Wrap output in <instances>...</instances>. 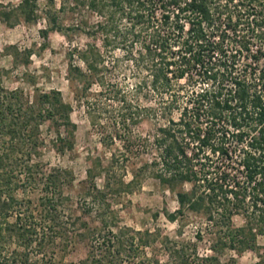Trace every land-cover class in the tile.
<instances>
[{"label": "trees", "instance_id": "16d2710c", "mask_svg": "<svg viewBox=\"0 0 264 264\" xmlns=\"http://www.w3.org/2000/svg\"><path fill=\"white\" fill-rule=\"evenodd\" d=\"M38 1L15 10L30 22ZM47 2L43 38L94 39L70 49L67 73L81 82L76 96L101 143L119 148L107 165L91 162L72 196L73 173L44 160L47 149H73L70 104L55 89L0 86V264H56L48 252L77 244L87 249L79 264H159L145 252L154 235L120 226L113 208L146 177L175 193L169 222L187 213L205 221L196 241L163 237L165 264H226V252L264 264V0ZM82 11L97 18L93 26L60 24V14ZM126 67L130 85L119 80ZM145 121L151 131L136 134ZM204 237L209 254L197 249Z\"/></svg>", "mask_w": 264, "mask_h": 264}, {"label": "rangeland", "instance_id": "374dc122", "mask_svg": "<svg viewBox=\"0 0 264 264\" xmlns=\"http://www.w3.org/2000/svg\"><path fill=\"white\" fill-rule=\"evenodd\" d=\"M20 1L0 0V86L10 90L21 89L26 95H30L34 89L40 91L55 89L60 91L64 101L70 104L71 120L76 125L73 149L63 155L47 149L44 160L51 166L58 165L73 173L74 187L71 195L74 196L82 191L86 178L85 171L91 162L98 158L103 165H107L111 154L119 148V145L107 147L101 143L100 135L97 128L92 126L85 105L76 96V87L81 82L72 80L67 73L70 49L73 46L82 48L94 39L81 31H50L47 38H43L40 32L49 27L44 16V11L48 7L47 0L38 1V17L30 22L24 21L15 10ZM59 3L60 0H55L56 8L59 7ZM59 17L63 27L81 23H87L86 26L89 27L97 21V18L87 11L62 13ZM96 42L99 43V40ZM116 55L120 57L121 52L117 51ZM77 63L80 64L78 61ZM125 69L121 71L119 80L130 85L133 81L131 73L127 67ZM174 116L176 117V114ZM151 129L152 123L145 121L134 130L136 134L146 135ZM129 179L128 171L124 180ZM96 184L99 187L103 185L102 176L96 178ZM189 188V185L184 186L186 190ZM113 208L119 216L120 226L140 232L149 231L154 235L150 237L152 246L146 248L145 252L148 257L157 258L159 264H165L160 244L163 237L196 241L194 238L196 232L199 229L203 231L205 227L204 219L191 213H187L185 218H179L174 223L169 222L166 215L178 208L175 193L150 177H146L138 188L117 196ZM233 223L239 226L241 219L235 217ZM258 242L264 244V238H259ZM197 243L199 254L210 253L205 237ZM86 254V247L77 244L67 250L57 248L48 252L46 260L51 258L56 264H79ZM221 262L255 264L256 258L251 252L243 254L226 252L221 256Z\"/></svg>", "mask_w": 264, "mask_h": 264}]
</instances>
